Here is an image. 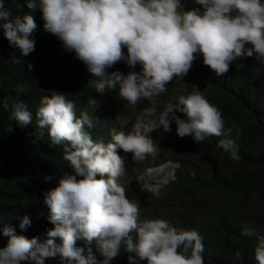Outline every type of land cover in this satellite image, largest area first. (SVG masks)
<instances>
[{"label":"clouds","instance_id":"obj_1","mask_svg":"<svg viewBox=\"0 0 264 264\" xmlns=\"http://www.w3.org/2000/svg\"><path fill=\"white\" fill-rule=\"evenodd\" d=\"M195 3L200 7L178 11L183 7L181 0H25L27 8L40 11L43 30L56 36L64 49L74 52L87 71L98 78V93L118 90V96L132 105L165 93L169 82L189 72L195 54H200L203 64L218 76L225 75L237 59H264L262 0ZM10 17L4 0H0L4 37L21 56H28L35 48L30 37L36 23L31 15ZM121 61L130 69L139 64L140 72L120 75L107 71ZM27 67L31 70L33 66L28 63ZM88 103L95 106L97 101L90 98ZM2 107L8 109L7 101ZM152 111L155 113V109ZM35 115L39 134L43 136L46 129L51 143L63 146V159L73 174L64 173L57 186L44 194L53 225L44 242L17 235L12 226L0 229V235L8 238L0 248V264H44L46 258L57 255L68 264H97L90 250L85 255L84 248L76 247L78 240L86 244L95 241L106 258L104 264H110L121 247L135 254L128 257V264H204V245L197 231L174 227L163 219L140 220L139 203L128 198L127 187L120 183L126 174V162L117 153L118 149L131 153L138 161L154 155L157 147L150 133L158 129L170 132L174 122L180 138L190 136L199 143L206 137H222L218 146L231 159L239 160L232 130L225 128L222 113L201 91L180 96L177 104L169 102L158 120L139 119L128 133L112 130L108 143L92 139L85 130L93 126L92 119L86 112L77 117L75 105L66 94L52 92L42 97ZM12 119L21 126L31 125L33 113L23 102H15ZM170 179L175 175L170 174ZM145 187L160 195L159 185ZM30 225L28 216L20 218L21 230ZM241 235L255 238L254 259L256 264H264V234L246 223Z\"/></svg>","mask_w":264,"mask_h":264},{"label":"trees","instance_id":"obj_2","mask_svg":"<svg viewBox=\"0 0 264 264\" xmlns=\"http://www.w3.org/2000/svg\"><path fill=\"white\" fill-rule=\"evenodd\" d=\"M199 7L193 0L180 11ZM4 8L10 11V19L31 15L36 28L30 37L35 48L28 56H21L18 48L10 46L0 28V229L12 226L17 235L36 237L42 243L47 231L53 228L44 194L57 186L64 173H73L63 159V146L53 145L46 129L43 136L39 134L35 114L41 98L51 96L52 92L66 94V99L75 105L77 117L86 112L92 119L93 126L85 130L94 141L108 143L112 130H130L116 120L118 90L97 92L98 78L87 71L74 52L66 51L56 36L43 30L38 9L27 8L25 0H4ZM123 51L126 55V49ZM195 55L185 76L174 78L165 93L141 100L135 108L140 119L158 120L169 102L177 104L180 96L197 89L222 113L225 128L232 130L231 138L237 144L240 159H231L218 146L222 137H206L199 143L190 136L178 137L173 122L170 132L158 129L150 133L157 146L154 155L138 161L129 154L128 174L132 179L130 187L127 185V196L139 203L141 221L163 219L174 227L197 231L204 245V264H256V240L241 233L242 225L247 223L264 234V59H237L225 75L218 76L203 64L200 54ZM13 59L24 63H15ZM28 63L33 66L31 70ZM107 71L126 75L129 67L121 61ZM90 98L97 101L95 106L88 103ZM4 101L8 109L2 107ZM101 101H107L111 107H101ZM15 102H23L33 113L31 125L21 126L12 119ZM176 115L186 119L181 112ZM117 153L123 157L122 150ZM134 163L137 169L133 168ZM177 164L179 167L174 168ZM170 174L175 179H170ZM145 184L159 185L160 195L148 191ZM24 216L30 218L31 225L21 230L20 218ZM7 240L0 235V248ZM56 243L61 241L57 238ZM76 247L84 248L85 255L90 250L97 264L106 261L95 241L86 244L78 240ZM134 255L121 247L110 264H128V257ZM44 264L68 261L57 255L46 258Z\"/></svg>","mask_w":264,"mask_h":264},{"label":"rangeland","instance_id":"obj_3","mask_svg":"<svg viewBox=\"0 0 264 264\" xmlns=\"http://www.w3.org/2000/svg\"><path fill=\"white\" fill-rule=\"evenodd\" d=\"M192 1L193 0H181V4L183 5L181 9L188 6ZM181 9H178V11H180ZM140 70L141 68L139 64H137L134 69L129 68V71L140 72ZM179 79L180 77L175 78V80H179ZM115 100H116V103H115L116 109L113 106L112 107L116 110L117 123H120L123 126V128L128 127V129L132 131L133 125L140 119L138 111L135 108L136 104L135 105L129 104L128 102L122 100L118 95H116ZM99 104L101 107H109V108L111 107V105L107 101H101ZM129 154L130 153L123 152V157L125 158V162H126V174L120 178V183L126 186L127 188L129 184L131 183V179H132V178L129 179L130 175L128 174V169L131 166V162L129 160ZM133 168L137 169L138 165L134 163Z\"/></svg>","mask_w":264,"mask_h":264}]
</instances>
